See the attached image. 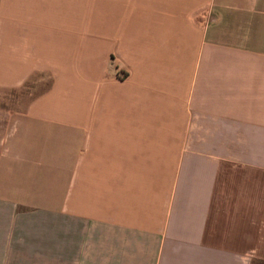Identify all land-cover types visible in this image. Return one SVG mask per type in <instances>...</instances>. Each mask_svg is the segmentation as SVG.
Returning a JSON list of instances; mask_svg holds the SVG:
<instances>
[{"label": "crops", "instance_id": "0c3cea01", "mask_svg": "<svg viewBox=\"0 0 264 264\" xmlns=\"http://www.w3.org/2000/svg\"><path fill=\"white\" fill-rule=\"evenodd\" d=\"M0 264H264V0H0Z\"/></svg>", "mask_w": 264, "mask_h": 264}]
</instances>
